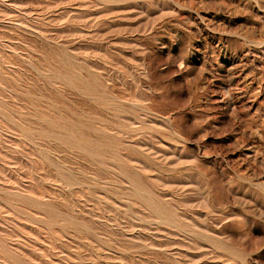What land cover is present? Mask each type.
Wrapping results in <instances>:
<instances>
[{"label": "rangeland", "instance_id": "rangeland-1", "mask_svg": "<svg viewBox=\"0 0 264 264\" xmlns=\"http://www.w3.org/2000/svg\"><path fill=\"white\" fill-rule=\"evenodd\" d=\"M0 264H264V0H0Z\"/></svg>", "mask_w": 264, "mask_h": 264}]
</instances>
